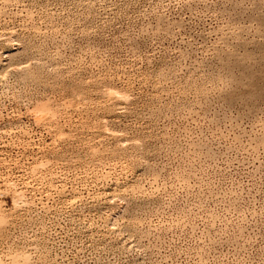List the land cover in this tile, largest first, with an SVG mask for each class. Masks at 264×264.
Returning a JSON list of instances; mask_svg holds the SVG:
<instances>
[{
    "label": "rangeland",
    "instance_id": "obj_1",
    "mask_svg": "<svg viewBox=\"0 0 264 264\" xmlns=\"http://www.w3.org/2000/svg\"><path fill=\"white\" fill-rule=\"evenodd\" d=\"M1 264H264V0H0Z\"/></svg>",
    "mask_w": 264,
    "mask_h": 264
},
{
    "label": "bare ground",
    "instance_id": "obj_2",
    "mask_svg": "<svg viewBox=\"0 0 264 264\" xmlns=\"http://www.w3.org/2000/svg\"><path fill=\"white\" fill-rule=\"evenodd\" d=\"M1 264V263H0Z\"/></svg>",
    "mask_w": 264,
    "mask_h": 264
}]
</instances>
